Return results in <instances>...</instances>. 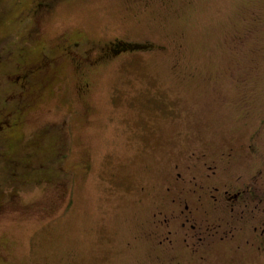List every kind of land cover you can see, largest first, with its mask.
<instances>
[{"label":"rangeland","instance_id":"1","mask_svg":"<svg viewBox=\"0 0 264 264\" xmlns=\"http://www.w3.org/2000/svg\"><path fill=\"white\" fill-rule=\"evenodd\" d=\"M50 2L0 0V264H175L144 231L176 160L236 146L233 174L263 166L264 0ZM118 39L153 46L96 61ZM254 250L204 264H264Z\"/></svg>","mask_w":264,"mask_h":264},{"label":"flooded vegetation","instance_id":"2","mask_svg":"<svg viewBox=\"0 0 264 264\" xmlns=\"http://www.w3.org/2000/svg\"><path fill=\"white\" fill-rule=\"evenodd\" d=\"M65 41L58 47L61 55L77 58L78 64L81 60H88L87 55L82 57L84 52H78L82 40L65 38ZM109 43L113 47L118 45L115 54H102V46L96 61L114 59L130 51L149 50L153 46L146 44L147 42L124 39ZM46 52L41 50L40 54H43L41 61L47 58V64L55 58ZM28 62L30 61L25 60L21 65L30 64ZM42 70L38 66L37 72H32L31 77ZM15 85L18 89L22 88V84L16 82ZM31 86L29 89L33 90ZM16 113L18 115L15 119L19 122L21 113ZM2 118L6 117L3 110H0V119ZM8 120L19 126L10 116ZM237 150L236 146H232L216 157L210 156L207 148L195 150L180 156L163 175L164 182L156 190V207L144 231V239L149 240L151 247L158 251L155 255L158 260L173 261L175 264H204L209 261L214 245L225 244L236 251L249 252V249H255L253 253L257 257L264 254V192L258 190V184L261 183L254 185L245 181L258 179L261 174L263 176L264 163L253 176L233 174ZM29 167L32 168L30 165ZM146 189L143 186L142 192L147 193ZM247 233H250L249 236L244 238Z\"/></svg>","mask_w":264,"mask_h":264},{"label":"trees","instance_id":"3","mask_svg":"<svg viewBox=\"0 0 264 264\" xmlns=\"http://www.w3.org/2000/svg\"><path fill=\"white\" fill-rule=\"evenodd\" d=\"M52 3L50 2V0H34V4H32V7H31V14L30 15H36V14H38V13H40L41 11H43V10H45V8H47L48 6H50ZM104 48L102 49V50H104V52L102 51V54H104L105 53V55H110V56H112V55H114L115 54V51H116V49L118 48V45L116 44V46H114L113 47V44H110V43H106V44H104V46H103ZM134 48H136V47H134ZM22 55V54H21ZM23 56V55H22ZM26 60V58L25 57H22V62L23 61H25ZM22 64V63H21ZM27 66H30V64H25L24 66H22V67H20V70H19V72H18V74L20 73V74H24V75H26L27 74V72L30 74H32V72H37L36 71V69H35V67H30V68H26L25 70H23V68L24 67H27ZM23 72V73H22ZM30 79H31V75H30V77H29ZM27 79V78H26ZM26 79L24 80V82L23 83H21V84H24L25 82H26ZM15 84H16V82H15ZM6 129L8 128V127H10V125L6 122L5 123V126H4ZM13 127L15 128V127H17V126H15V124H13ZM36 172L38 173V172H44V169H42V168H39V169H37L36 170Z\"/></svg>","mask_w":264,"mask_h":264}]
</instances>
